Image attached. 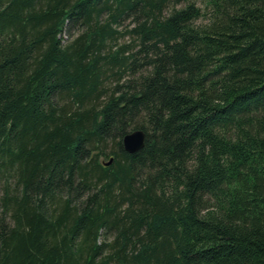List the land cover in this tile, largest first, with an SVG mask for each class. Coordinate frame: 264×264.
Listing matches in <instances>:
<instances>
[{
  "label": "trees",
  "instance_id": "obj_1",
  "mask_svg": "<svg viewBox=\"0 0 264 264\" xmlns=\"http://www.w3.org/2000/svg\"><path fill=\"white\" fill-rule=\"evenodd\" d=\"M0 264H264V0H0Z\"/></svg>",
  "mask_w": 264,
  "mask_h": 264
},
{
  "label": "water",
  "instance_id": "obj_2",
  "mask_svg": "<svg viewBox=\"0 0 264 264\" xmlns=\"http://www.w3.org/2000/svg\"><path fill=\"white\" fill-rule=\"evenodd\" d=\"M145 132L142 129H134L127 132L122 137V146L125 151L133 153L138 151L144 146ZM112 161V157L108 161H104L105 165H109Z\"/></svg>",
  "mask_w": 264,
  "mask_h": 264
}]
</instances>
